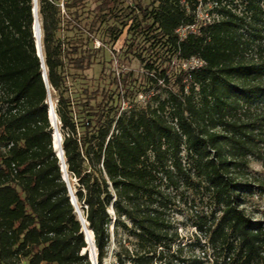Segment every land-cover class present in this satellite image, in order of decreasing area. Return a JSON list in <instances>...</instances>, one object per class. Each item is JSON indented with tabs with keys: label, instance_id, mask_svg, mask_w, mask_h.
Wrapping results in <instances>:
<instances>
[{
	"label": "trees",
	"instance_id": "1",
	"mask_svg": "<svg viewBox=\"0 0 264 264\" xmlns=\"http://www.w3.org/2000/svg\"><path fill=\"white\" fill-rule=\"evenodd\" d=\"M81 2L37 0V14L68 180L98 264L112 244L115 264H264V216L245 207L264 196V173L249 169L264 167V0H134L131 26L155 55L144 66L167 94L119 115L98 103L78 123L65 69L94 59L83 38L64 42L59 29L62 10L80 27L69 9ZM33 5L0 0V264H92L53 148ZM119 33L110 27L113 41ZM181 207L195 233L173 249Z\"/></svg>",
	"mask_w": 264,
	"mask_h": 264
},
{
	"label": "rangeland",
	"instance_id": "2",
	"mask_svg": "<svg viewBox=\"0 0 264 264\" xmlns=\"http://www.w3.org/2000/svg\"><path fill=\"white\" fill-rule=\"evenodd\" d=\"M57 1L61 3L64 0ZM133 1L82 0L76 7L69 9L71 11L70 16L73 15L74 11L77 14L80 27L76 26L77 20L75 19L67 23L69 19L66 16L67 10L61 11L64 17H62L63 20L59 29L62 41L66 42L67 39L78 37L83 38L86 41L85 46L94 59L93 64L84 71L75 70L70 66L65 69L67 73L66 86L76 109L75 118L78 123H82L85 120L84 117H87V112L92 111L98 103L116 105L119 107V115L123 111L139 109L148 103H152L153 97L157 93L161 97H165L167 94L168 86L161 81L154 85L149 78L148 70L144 66L146 61L153 60L155 55L149 48V42L143 39V36L137 35L136 29L131 26V17L137 15V11L134 12L130 9ZM141 3L149 5L150 0H141ZM208 8L200 7L199 15L202 17L207 15ZM112 26L120 30L118 38L114 41L110 34V27ZM186 29L187 27H182L179 32L183 35ZM137 53H140L144 60L137 57ZM164 55L163 52L162 56ZM173 60L176 61L177 65L171 68L169 72L171 77L179 68V61ZM155 61L157 68L167 66V60L164 58ZM189 64L195 65L196 61L182 63L181 66L187 67ZM123 76H125V84H123ZM126 90L127 92H125ZM52 100L55 106L56 96H52ZM87 100L89 104L84 105ZM57 126L60 129L58 121ZM53 148L55 149L54 144ZM249 169L255 173H264V167L259 161H251ZM245 207L249 212H253L257 218L264 216V196L256 193L252 198H248ZM190 214L185 207H181L175 214L180 239L173 246V249L179 243L184 245L193 240L195 227L190 221ZM114 247L115 245L112 244L111 252L104 264H115L112 254ZM187 254L189 255L188 252L185 255ZM194 254L199 255L200 250L196 248ZM196 262L197 258L191 257L187 263L197 264ZM204 264L210 263L204 261Z\"/></svg>",
	"mask_w": 264,
	"mask_h": 264
},
{
	"label": "water",
	"instance_id": "3",
	"mask_svg": "<svg viewBox=\"0 0 264 264\" xmlns=\"http://www.w3.org/2000/svg\"><path fill=\"white\" fill-rule=\"evenodd\" d=\"M34 2V5H33V15H34V22H33V35L35 37V47H36V53L37 55L39 56L40 60H41V66H42V69H43V73H42V76H43V79L46 83V86H47V90H48V103H49V99H50V96H51V92H50V89H49V84H48V81H47V77H46V69H45V65H44V59H43V54H42V46H41V32H40V22L38 21V15H37V0H33ZM35 26H36V31H35ZM50 106V104H49ZM48 114H49V119H50V122H51V125L54 127H56V121H57V115L56 113L54 112V119L51 118V110L50 108H48ZM60 133V132H59ZM59 146H60V150L59 152L56 151V154L58 156V158L60 159L61 161V170L63 172V178L64 180L67 181L68 183V188H69V192H70V196H71V201L72 203L75 205V209H76V212L78 214V217H79V220L81 221L82 225H83V231H84V235H85V240L88 244V251H89V258L92 262V264H98L97 262V253H96V249H95V245H94V241L87 237L86 236V232H85V229H88L87 228V224H86V221L85 219L83 218L82 214H81V211L76 203V199H75V196L73 194V191H72V188H71V185L69 183V180H68V174H67V171H66V164H65V159H64V156H63V149H62V145H61V134L59 136Z\"/></svg>",
	"mask_w": 264,
	"mask_h": 264
},
{
	"label": "bare ground",
	"instance_id": "4",
	"mask_svg": "<svg viewBox=\"0 0 264 264\" xmlns=\"http://www.w3.org/2000/svg\"><path fill=\"white\" fill-rule=\"evenodd\" d=\"M38 21H39V18H38ZM35 31H36V26H35ZM40 32H41V29H40ZM40 38H41V36H40ZM49 104H50L49 108L51 110V118L54 119L55 110H54V103H53V100H52V96H50ZM57 121H56V127L54 126V130H53L54 131L53 132V144H54L55 150L59 152V150H60V146H59L60 133H59V129H58V126H57ZM85 232H86V236L89 237L91 239V241H92L93 240L92 231L88 228V229H85Z\"/></svg>",
	"mask_w": 264,
	"mask_h": 264
}]
</instances>
